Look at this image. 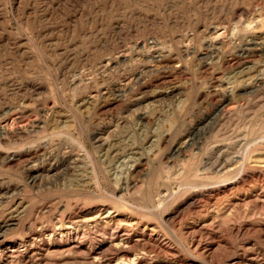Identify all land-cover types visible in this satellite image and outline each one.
Returning <instances> with one entry per match:
<instances>
[{
    "label": "rangeland",
    "instance_id": "rangeland-1",
    "mask_svg": "<svg viewBox=\"0 0 264 264\" xmlns=\"http://www.w3.org/2000/svg\"><path fill=\"white\" fill-rule=\"evenodd\" d=\"M261 78L264 0H0V264H264Z\"/></svg>",
    "mask_w": 264,
    "mask_h": 264
},
{
    "label": "bare ground",
    "instance_id": "bare-ground-1",
    "mask_svg": "<svg viewBox=\"0 0 264 264\" xmlns=\"http://www.w3.org/2000/svg\"><path fill=\"white\" fill-rule=\"evenodd\" d=\"M257 83L258 85L263 84L264 79L261 78ZM111 146L113 147V145ZM110 154L115 157L116 155H118V152L116 149H113ZM68 224L69 225H65L64 223H61L58 228L62 235H67L70 237H72L73 234L76 235L75 239L73 240L74 247L81 245L79 241L80 239H78L81 225L85 227H100L104 232L111 233V235L109 234L110 237L106 245L98 248L94 253L96 258H93L95 261L94 263L96 264H113L114 261L119 262V264H124V261L131 263L133 262L132 264H140L143 262V259H146V257L142 255L139 256V252L134 253L136 247L142 246L145 250L150 249V252L151 250L155 252L169 248L165 243L160 241V234L157 232L154 226H151L149 224L140 225L139 222L123 223V220L117 219L115 217V213L111 210L105 211L104 213L99 212L96 215L90 216L78 222L71 221ZM197 246H200V242H197ZM7 252H11L13 254L17 252V250L12 249ZM120 260H123V263H120Z\"/></svg>",
    "mask_w": 264,
    "mask_h": 264
}]
</instances>
